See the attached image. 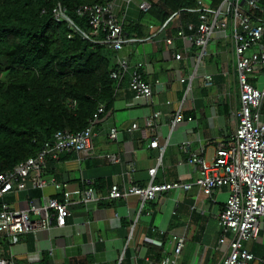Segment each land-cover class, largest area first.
Wrapping results in <instances>:
<instances>
[{
  "label": "crops",
  "instance_id": "crops-1",
  "mask_svg": "<svg viewBox=\"0 0 264 264\" xmlns=\"http://www.w3.org/2000/svg\"><path fill=\"white\" fill-rule=\"evenodd\" d=\"M197 1L211 10L209 0ZM139 3L141 0L115 1L122 26L139 21ZM141 26L152 36L131 39L113 60L127 59L131 66L144 64L142 74L152 86L151 101L135 100L124 78L112 107L93 130L91 148L48 161L45 177L61 184V190H28L6 197L15 210L25 209L29 202L42 204L47 198L59 201L67 196L71 203V216L64 228L36 230L23 235L16 245L7 246L15 264H160L165 258H173L174 237L185 239L176 264L222 263L227 246L218 244L221 233L215 216L227 200L225 188L211 197L195 186L187 192L169 191L141 210L136 197H107L114 185L120 190L130 184L145 188L150 182L148 172L157 167L160 157L154 183H192L199 171L188 163L190 155L202 152L207 162L213 161L218 144L230 143L237 125L239 84L230 28L213 33L206 47L207 56L198 62V49L177 37L180 30L174 33L177 19L162 27L148 21ZM166 40L172 44L167 45ZM249 80L254 87L264 88V69L253 73ZM177 112L183 121L172 128L170 122ZM154 114L159 117L149 129L147 122ZM133 125L137 128L132 129ZM226 128L230 130L228 137L224 135ZM113 129L117 132L114 140L110 138ZM153 139L163 150L162 156L159 149L149 147ZM108 155H117L120 162L111 163ZM130 165L134 166L133 172L128 170ZM90 185L99 201L84 206L80 202L82 193ZM255 240L244 243L243 248L258 259L257 264H264V230ZM0 244L4 248L7 245L2 241ZM152 245L163 247L159 263L148 255L147 246ZM187 245L192 260L180 263Z\"/></svg>",
  "mask_w": 264,
  "mask_h": 264
},
{
  "label": "built area",
  "instance_id": "built-area-1",
  "mask_svg": "<svg viewBox=\"0 0 264 264\" xmlns=\"http://www.w3.org/2000/svg\"><path fill=\"white\" fill-rule=\"evenodd\" d=\"M116 1V0H115ZM115 1L106 6L85 5L77 10L88 18L89 26L94 34L105 33L110 48L116 54L128 45L129 39L123 34L122 23L116 15ZM212 1V0H209ZM241 0H223L216 10H209L202 1L198 6L205 8L206 12L200 15V25L192 35H186L182 30L177 37L185 43L194 45L199 51L198 62L207 56V44L216 31L230 28L231 41L234 51L235 71L239 84V110L236 112L237 125L230 143L218 144L215 158L207 162L202 152L191 154L188 163L198 168L199 175L190 184L180 182L154 183L156 171L160 166L161 157L157 167L148 172L150 182L145 188L128 185L120 190L112 186L108 193L109 200L127 199L136 197L140 202V210L149 202H154L161 194L169 191H189L193 186L206 197L222 188L227 190V200L223 210L215 216L221 237L219 245H226L221 264H252L258 259L243 248V244L257 239L259 232L264 230V88L258 89L251 85L250 77L253 73L264 69V23H257L249 10H256L259 0H245L246 8L240 7ZM138 8L146 13L150 5L142 2ZM210 11V14L208 13ZM264 18V7L261 9ZM54 19L62 20L60 12L53 10ZM192 31V26L188 27ZM171 45V40H166ZM180 60L181 56L176 55ZM143 63L131 66L127 59L118 58L116 71L111 74L115 81L128 80V88L137 101L150 102L152 99V86L143 79ZM210 80L209 77H206ZM181 82H184L182 80ZM190 90L188 86L186 93ZM105 113L100 107L89 120L87 128L79 133L61 131L56 133L53 143L43 145L34 159L28 160L14 167L12 171L0 174V241L10 246L16 245L20 238L36 230L49 231L52 228L61 229L67 224L71 216V205L67 196L62 201L54 198L44 199L42 204L29 202L25 209L15 210L5 201L6 197L33 191H44L52 188L59 191L63 187L52 178L45 177L47 163L56 160L64 154H81L91 148L94 128ZM158 114H154L147 122L152 129ZM191 119H189L190 121ZM183 118L180 112L173 115L172 128L181 123ZM137 126L133 125L132 129ZM116 130H111L110 138L116 139ZM185 146V145H184ZM181 146L180 149H184ZM149 147L163 150L153 139ZM107 159L117 164L120 159L117 155H108ZM129 172L134 171L130 165ZM99 197L93 186H88L82 193L81 204H97ZM175 242L173 258H165L160 264H176V258L181 254L185 239L174 237ZM0 264H15L14 258L9 255L3 257L0 244Z\"/></svg>",
  "mask_w": 264,
  "mask_h": 264
},
{
  "label": "trees",
  "instance_id": "trees-1",
  "mask_svg": "<svg viewBox=\"0 0 264 264\" xmlns=\"http://www.w3.org/2000/svg\"><path fill=\"white\" fill-rule=\"evenodd\" d=\"M114 1L0 0V174L34 159L44 144L53 143L56 133L82 132L100 107H112L121 82L111 78L116 53L106 34H94L86 15L77 10ZM141 2L150 10L143 13L137 6L139 21L122 26L129 40L152 36L141 26L144 21L162 27L177 19L174 33L192 35L206 12L197 0ZM222 2L212 0L208 7L216 10ZM263 7L264 0H259L257 9L247 14L264 23ZM55 9L60 22L54 19ZM7 246L1 245L5 258ZM147 251L160 262L163 247L147 246Z\"/></svg>",
  "mask_w": 264,
  "mask_h": 264
},
{
  "label": "rangeland",
  "instance_id": "rangeland-1",
  "mask_svg": "<svg viewBox=\"0 0 264 264\" xmlns=\"http://www.w3.org/2000/svg\"><path fill=\"white\" fill-rule=\"evenodd\" d=\"M245 6V0H241V2H240V7L241 8H243ZM225 119V117L223 116V120ZM224 125H226V127H227V124H224ZM224 135L225 136H229L230 135V130L228 129V128H226V130H225V133H224ZM253 241H256V240H251L250 242H249V244L250 243H252ZM189 251H190V245H187V249L185 250V251H183V254H182V256L179 258V262L181 263L183 260H192V258H191V252L189 253ZM214 256H217V254H215L214 252L212 253Z\"/></svg>",
  "mask_w": 264,
  "mask_h": 264
}]
</instances>
